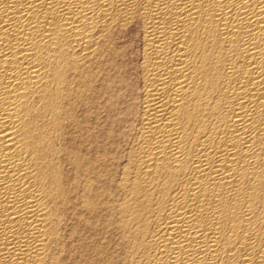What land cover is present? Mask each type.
<instances>
[{"label": "bare ground", "instance_id": "obj_1", "mask_svg": "<svg viewBox=\"0 0 264 264\" xmlns=\"http://www.w3.org/2000/svg\"><path fill=\"white\" fill-rule=\"evenodd\" d=\"M0 264H264V0H0Z\"/></svg>", "mask_w": 264, "mask_h": 264}, {"label": "rangeland", "instance_id": "obj_2", "mask_svg": "<svg viewBox=\"0 0 264 264\" xmlns=\"http://www.w3.org/2000/svg\"><path fill=\"white\" fill-rule=\"evenodd\" d=\"M136 31L135 29L131 28L128 32H126L123 40H124V44L122 43L123 46H126V59L124 58V72L126 73V76L128 78H132L134 79L136 77V68H137V61L134 60V54H135V51H136ZM134 43V44H133ZM134 47V48H133ZM129 49V50H128ZM132 49V50H130ZM128 51V52H127ZM134 52V53H133ZM133 54V55H132ZM129 57H128V56ZM128 59V60H127ZM136 66V67H135Z\"/></svg>", "mask_w": 264, "mask_h": 264}, {"label": "snow or ice", "instance_id": "obj_3", "mask_svg": "<svg viewBox=\"0 0 264 264\" xmlns=\"http://www.w3.org/2000/svg\"><path fill=\"white\" fill-rule=\"evenodd\" d=\"M101 199H102V197H101ZM92 200H93V201L96 200V196H95V195L92 197ZM88 207H89L90 209H94V204L90 201ZM81 243H82V245L85 246V247H88V246H89V241H88L87 239H83V240L81 241Z\"/></svg>", "mask_w": 264, "mask_h": 264}]
</instances>
